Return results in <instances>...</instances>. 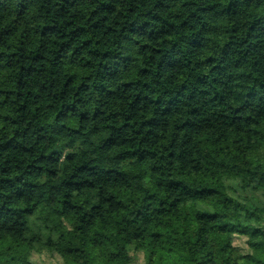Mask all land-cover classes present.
<instances>
[{
	"label": "trees",
	"instance_id": "trees-1",
	"mask_svg": "<svg viewBox=\"0 0 264 264\" xmlns=\"http://www.w3.org/2000/svg\"><path fill=\"white\" fill-rule=\"evenodd\" d=\"M45 253L264 264V0H0V264Z\"/></svg>",
	"mask_w": 264,
	"mask_h": 264
},
{
	"label": "rangeland",
	"instance_id": "rangeland-1",
	"mask_svg": "<svg viewBox=\"0 0 264 264\" xmlns=\"http://www.w3.org/2000/svg\"><path fill=\"white\" fill-rule=\"evenodd\" d=\"M245 196L246 195H244L243 197ZM246 241L247 239L245 237L239 236L236 237L235 244L245 250L247 248ZM34 261L36 262V264H60L62 262V260L57 255H52L49 253L35 254ZM135 264H146L142 254L137 257Z\"/></svg>",
	"mask_w": 264,
	"mask_h": 264
}]
</instances>
